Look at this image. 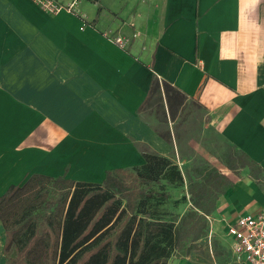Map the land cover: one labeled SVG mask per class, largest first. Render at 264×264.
<instances>
[{
  "label": "crops",
  "instance_id": "0c3cea01",
  "mask_svg": "<svg viewBox=\"0 0 264 264\" xmlns=\"http://www.w3.org/2000/svg\"><path fill=\"white\" fill-rule=\"evenodd\" d=\"M55 1L75 10L0 0V198L34 176L101 185L145 154L176 156L141 117L155 76L261 170L216 167L233 187L209 218L232 247L229 226L264 206V0ZM6 242L0 218V264Z\"/></svg>",
  "mask_w": 264,
  "mask_h": 264
},
{
  "label": "trees",
  "instance_id": "16d2710c",
  "mask_svg": "<svg viewBox=\"0 0 264 264\" xmlns=\"http://www.w3.org/2000/svg\"><path fill=\"white\" fill-rule=\"evenodd\" d=\"M155 93L165 97L171 116L186 101L178 89L154 76L140 110ZM144 157L145 164L132 171L107 172L101 185L34 176L11 188L0 198L7 264H169L173 258H187L204 238L209 242L208 217L233 182L215 168L188 177L184 198L173 208L191 207L183 215L171 214L165 209L171 199L167 188L185 186V177L172 159L153 153ZM226 166L235 174L245 168L253 176L261 172L235 150L227 156ZM41 179L51 181L50 188L32 187ZM31 195L35 201L44 199L19 215L11 214L15 203ZM27 231L29 237L17 248V237ZM32 255L41 262H32Z\"/></svg>",
  "mask_w": 264,
  "mask_h": 264
},
{
  "label": "rangeland",
  "instance_id": "374dc122",
  "mask_svg": "<svg viewBox=\"0 0 264 264\" xmlns=\"http://www.w3.org/2000/svg\"><path fill=\"white\" fill-rule=\"evenodd\" d=\"M40 10L43 11L41 8ZM141 117L151 123L152 127L161 135L171 140V143L177 150L175 151L176 156L171 158L173 162L176 164L180 160L184 162V171L182 173L185 177V186L174 189L168 187L167 190L171 192V199L165 204V209L171 214H175V212L182 214L185 212L186 206L183 207V210L176 211L173 208V204L175 201L183 200L188 177H196L201 175L199 172H204L210 168L216 169V167H220L223 164L226 165L227 156L234 149L223 143L217 133L206 130L208 128L206 126L207 119L205 114L193 102H185L177 115L171 116L165 97L161 93H155L142 111ZM178 167L180 168L179 165ZM50 182L48 179L37 180L32 187L39 189L41 186H45L48 189L50 188ZM40 201H35L34 196L31 195V197L15 203L10 212L11 214L16 213L19 215L26 208L37 206ZM186 210L188 211L189 209ZM29 235L27 231L18 236L16 247L19 248ZM225 240L223 241L221 237L217 240L212 234L211 241L206 242V238L199 241L187 258L181 259L176 257L169 264H233V256L230 251L232 240L229 238ZM31 258L32 262H37L38 260L41 262L40 258L35 255H32Z\"/></svg>",
  "mask_w": 264,
  "mask_h": 264
},
{
  "label": "built area",
  "instance_id": "2783aa9c",
  "mask_svg": "<svg viewBox=\"0 0 264 264\" xmlns=\"http://www.w3.org/2000/svg\"><path fill=\"white\" fill-rule=\"evenodd\" d=\"M48 14H56L63 9L75 10V5L63 7L55 0H32ZM121 48L127 46V40L122 37L113 38ZM209 240H212L211 219ZM228 236L233 239L231 252L236 264H264V206L256 215H246L238 218L236 223L228 228Z\"/></svg>",
  "mask_w": 264,
  "mask_h": 264
}]
</instances>
